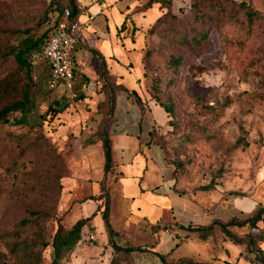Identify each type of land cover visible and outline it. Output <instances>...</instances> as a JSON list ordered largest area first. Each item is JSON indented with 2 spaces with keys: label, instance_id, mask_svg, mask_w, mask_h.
Listing matches in <instances>:
<instances>
[{
  "label": "rangeland",
  "instance_id": "obj_1",
  "mask_svg": "<svg viewBox=\"0 0 264 264\" xmlns=\"http://www.w3.org/2000/svg\"><path fill=\"white\" fill-rule=\"evenodd\" d=\"M241 3L259 14L251 24ZM145 4L133 9L144 19L135 23L127 15L131 22L121 31L138 52L140 98L158 104L157 100L170 110L166 124L153 135L166 149L175 178L206 197L212 189L224 187L229 195L252 194L264 169V0ZM63 6L62 0H0V81L8 83V90L0 92V107L18 97L28 82L32 95V110L24 124L13 122L19 111L10 114L9 122L0 123V262L4 264H47L59 224L69 228L84 218L77 203L70 202L68 184L75 126L62 118L65 104L51 101L47 70L32 69L30 81L14 57L15 50L47 34L60 14L57 8ZM108 121L101 113L92 135L99 136L101 124ZM109 187L105 182L101 202L107 195L111 220ZM116 219H122L119 208ZM135 225L132 230H116L114 241L137 249L98 254L89 233L97 242L105 236L100 217L94 226L81 230L83 240L60 264H111L112 258V264L161 263L148 247L163 231L162 225L147 219ZM238 230L241 237L250 233L248 226ZM261 243L257 242L260 247Z\"/></svg>",
  "mask_w": 264,
  "mask_h": 264
},
{
  "label": "crops",
  "instance_id": "obj_2",
  "mask_svg": "<svg viewBox=\"0 0 264 264\" xmlns=\"http://www.w3.org/2000/svg\"><path fill=\"white\" fill-rule=\"evenodd\" d=\"M147 1L76 0L85 41L76 47L73 88L69 92L60 85L50 90L51 101L65 104L62 118L75 126L68 182L70 202L77 203L82 217L92 216L83 229L94 226L101 217V200L91 197L98 195L106 182L113 194L110 223L115 231L135 229V224L144 219L150 224L168 225L148 247L160 262L159 255L167 261L190 258L202 264H255L245 260V246L225 238L218 226H214L213 233L206 238L185 229L209 226L214 221L225 223L231 217H248L257 206L264 204V169L258 174L252 194L229 195V189L224 187L212 189L208 198L200 193L202 190L187 188L184 179L175 178L165 149L153 136V130L166 124L167 113L155 102L140 98L138 81L142 70L135 59L138 52L134 50L135 43L121 31L127 15L130 14L135 23L144 19L143 14H134L133 9ZM101 60L108 70L106 80L99 77ZM40 67L47 70V85V66L41 64ZM117 84L125 89H115ZM112 89L114 106L111 120L106 124L114 162V174L110 176L104 172L101 140L92 134L100 123L101 113L106 111V106L102 105L100 113H96L98 104L106 102ZM83 127L86 128L84 133L81 132ZM117 208L122 217L120 222L116 219ZM259 226L264 227V215ZM231 230L239 232L238 228ZM89 235L93 236L94 252L106 255L112 252L106 233L100 242L94 233ZM83 238L81 232L79 241Z\"/></svg>",
  "mask_w": 264,
  "mask_h": 264
},
{
  "label": "trees",
  "instance_id": "obj_3",
  "mask_svg": "<svg viewBox=\"0 0 264 264\" xmlns=\"http://www.w3.org/2000/svg\"><path fill=\"white\" fill-rule=\"evenodd\" d=\"M64 6L61 8H57L60 13L63 9L67 8L71 11V18L74 19L77 14L79 13V8L77 6L76 0H62ZM162 0H148L145 6H150L152 3L159 2L161 4ZM162 5V4H161ZM241 5L245 8V15L246 18L251 24L255 17H258L259 14L256 11H253L245 6L244 3ZM130 18L126 17L124 22L121 25V29H125L126 25L130 24ZM204 38V35H201ZM46 39V35L42 34L40 37L30 41L27 45H25L22 49H17L14 51V57L17 63L25 69V77L31 81V74L30 71L32 70L29 64V55L32 50L38 48L42 43H44ZM99 77L100 79L106 80L108 75V70L106 68V64L104 60L99 62ZM29 86L30 83L28 82V86L25 89L20 91L18 97L14 100L1 105L0 107V123H7L9 122L10 114L19 111L20 116L13 120L14 124H24L27 121V116L32 110V95L29 94ZM115 89H125L123 85L117 84ZM8 90V83L5 81H0V92ZM156 102L160 105L166 113L170 110L164 104L159 103L157 100ZM105 105L106 111L104 112L105 116L108 120H111L112 117V110L114 106V91L111 90L110 93L107 94L106 102L103 104H98V110H100V106ZM108 121V122H109ZM107 122V123H108ZM102 129L97 136L98 139L101 140L105 162H104V172L106 175L113 176L114 174V162L112 157V144L111 139L108 135L106 123L100 126ZM154 136V135H153ZM155 138V137H154ZM156 139V138H155ZM157 140V139H156ZM158 141V140H157ZM159 142V141H158ZM161 144V142H159ZM162 145V144H161ZM164 148V146L162 145ZM165 149V148H164ZM166 151V149H165ZM167 154V153H166ZM168 162L171 164L167 157ZM174 171V168H173ZM117 175L115 176V178ZM203 190L206 187L202 188ZM107 189L104 188V184L101 188V192L96 195L92 196L91 198L103 200L104 193ZM101 209V217L103 219L104 227L108 236V243L110 244L112 251H119V252H131L137 248L133 247H121L114 241V236L116 235V231L112 228L110 219H109V199L106 195L103 201L100 204ZM264 215V204L259 205L254 212L245 218H237L231 217L227 222L221 223L218 221H214L209 226H195V227H186L185 229L188 231H195L198 232L200 238H206L211 233H213L214 226H218L220 231L223 233L224 237L233 241L236 244L244 245L245 246V254L244 258L247 261L253 263L264 264V250L257 244V242H264V232L261 231L259 225L257 224L260 220H262ZM88 217L79 218L77 219L69 228H64L60 224L55 231L52 239V257L47 264H60V261L65 258V256L70 253L75 244L81 239V230L83 229L84 225L87 223ZM23 224L26 223L25 220L22 221ZM248 226L250 229V233L247 237H241L237 233L232 232L231 228H240ZM168 225H162L161 229H166ZM161 259V264H202L198 263L190 258H179L175 261H167L164 256L159 255ZM114 262V258L111 259L110 263ZM0 264H4L0 262ZM40 264V263H38Z\"/></svg>",
  "mask_w": 264,
  "mask_h": 264
},
{
  "label": "built area",
  "instance_id": "obj_4",
  "mask_svg": "<svg viewBox=\"0 0 264 264\" xmlns=\"http://www.w3.org/2000/svg\"><path fill=\"white\" fill-rule=\"evenodd\" d=\"M84 41L78 17L72 19L71 11L67 8L49 24L44 43L29 55V64L33 70L41 64L47 66L49 90L62 85L67 91H72L75 51L77 45ZM90 239H93L92 235Z\"/></svg>",
  "mask_w": 264,
  "mask_h": 264
}]
</instances>
